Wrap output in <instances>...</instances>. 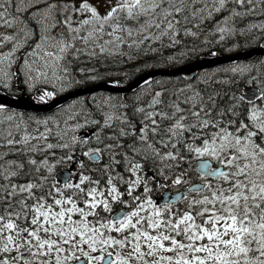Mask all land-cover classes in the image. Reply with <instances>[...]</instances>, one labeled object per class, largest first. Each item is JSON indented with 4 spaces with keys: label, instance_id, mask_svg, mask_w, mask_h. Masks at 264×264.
Listing matches in <instances>:
<instances>
[{
    "label": "snow or ice",
    "instance_id": "1",
    "mask_svg": "<svg viewBox=\"0 0 264 264\" xmlns=\"http://www.w3.org/2000/svg\"><path fill=\"white\" fill-rule=\"evenodd\" d=\"M233 2L240 9L233 7L224 20L251 13L260 6V0ZM226 3L218 0L213 10ZM245 3L250 6L244 8ZM12 4L13 0H0V25L16 24L18 17L11 14ZM183 8L182 4L166 5L165 0H109L101 14L88 0H79V6L71 0H50L42 10V34L20 62L24 83L34 100L43 102L55 92L47 87L41 91L36 87L38 82L56 84L58 91H64L95 80L94 76L80 80L66 67L57 75L59 61L73 48L74 57L81 51L95 56L97 49L100 54L114 53L124 43L131 47L145 38L151 42L170 34L175 42L179 18L174 14ZM73 13L77 14L75 21ZM141 16L147 19L135 29L121 22L138 21ZM161 24L163 31L153 34L152 26L160 28ZM257 27L264 28V24ZM53 28L55 34H49ZM23 31L19 38L12 33L3 34L0 40V44L14 41L10 49L0 53L2 88L11 87L10 65L17 61L16 53L27 38L34 35L26 26ZM137 31L145 33L139 41L122 36ZM105 35L109 38L104 39ZM76 41L84 48L76 47ZM46 44L57 50L49 51ZM109 44L114 46L109 48ZM41 49L52 59L45 60L43 69H33L34 61L29 57L39 56ZM50 63L51 79L47 68ZM261 67L264 58L226 68L231 76L218 78L220 82L245 85L230 94L218 91L205 96L188 84L176 90V101L169 96L165 103L164 89L157 87L154 93H147L151 96L147 105L137 104L133 110L140 117L139 126L127 113L117 111L127 105L112 94H101L103 105L97 102V107L106 109L102 120L89 117L68 124L65 118L64 128L73 131L90 123L99 124L90 136L59 131V121L53 117L34 118L37 126L56 124L55 135L61 141L57 144L48 142L53 129L47 126L29 131L23 119L5 123L16 118V111L0 118V145H21L0 151V158L9 152L25 157L0 163V264H264ZM253 70L257 75H252ZM152 82V77L141 80V94ZM185 90L191 93L184 99L188 108L180 107L178 102ZM225 95L230 103L221 102ZM91 99L97 101V93ZM118 99L121 102L115 103ZM6 110V105L0 103V113ZM108 128L112 130L106 131ZM33 140L36 143H31ZM41 143L43 147L38 146ZM92 143L98 146L85 147ZM77 147L88 161L99 166L93 168L80 159ZM52 148L59 151L48 152L40 160L28 155ZM104 157L107 160L101 163ZM59 165L64 167L57 171ZM170 188L175 191H167ZM154 192L159 193L155 198ZM149 256L155 259H147Z\"/></svg>",
    "mask_w": 264,
    "mask_h": 264
},
{
    "label": "trees",
    "instance_id": "2",
    "mask_svg": "<svg viewBox=\"0 0 264 264\" xmlns=\"http://www.w3.org/2000/svg\"><path fill=\"white\" fill-rule=\"evenodd\" d=\"M217 2L218 0H172L171 3L173 5L179 6L182 4L184 6L183 11L181 13L174 14L177 15L179 18V23L175 25V27L179 29V31H177L176 36L174 38L175 42H173L170 34L162 36L160 39L151 42H149L148 38H145L143 39V43H142L143 47L139 51L137 50L135 53H133L131 50L130 53L131 55H133L131 59L126 60L125 64L123 63L118 64L116 60L114 66L109 67V68H113L111 71L108 70L102 71L95 80H106V81L116 80L120 82L118 84H123L146 69H151L155 67H167L171 64L173 65L176 61L180 60L182 57L185 58L186 61H189L196 58L202 53H207L212 55L213 51H215V53L231 52L236 50L248 49L258 45L261 39L264 38V28L257 27V25L264 24V11L261 10L262 8H264V0H260V6L255 8L251 13L245 14L243 16L229 17L227 20H224L223 18L231 12L232 8L236 7L239 10L240 6L234 4L233 0H227V3L223 7L214 11L213 9L216 8ZM252 3H257V0H252ZM249 6L250 5L247 3L243 5L244 8H247ZM197 9H199V11H197ZM194 12L195 15H193ZM153 15H155V13H153ZM146 19L147 17L141 16L138 21L123 20L122 23H127L131 25L133 29H135L138 24L143 23ZM157 22H159V18ZM164 23H167V19L164 20ZM249 24L253 25L251 29L247 27V25ZM221 28H226L229 31L222 33L220 31ZM186 29H190V31L186 32L185 31ZM232 29H234V31H231ZM241 29H243V32L240 31ZM159 30L163 31V24H161ZM142 33L143 32L137 31L134 32L132 36H127L126 34H122V36L125 40L128 39L133 40L135 37H137ZM193 33H195V35H193ZM143 36H145V33ZM218 37L220 38L218 39ZM252 37H256V39L253 40ZM119 48L120 51L121 45ZM185 52L187 53V55L184 54ZM116 55H114L113 58H115ZM169 57H172V59H169ZM261 58L264 57H260V59ZM257 60L259 59L255 57L247 61L240 60V61H235L232 63H227L215 67L206 68L204 70H200L197 75L204 76L203 82L199 83L197 80H195L196 78L191 79V81L186 79V81L189 82L183 85L190 84L192 85L193 89L201 91L205 96L211 95L212 93L218 91L221 93H229V94L232 91H239L240 88H242L244 85L243 82H241L240 85L229 86L227 83L220 82L218 78L224 77L225 75L231 76V73L225 72V69L230 68L233 64L240 62L257 61ZM94 62L101 63L103 61L95 60ZM260 72L264 73V67H261ZM252 75L254 76L257 75L255 70H253ZM88 76L89 74L86 75V77ZM168 78L170 77L153 76L152 77L153 82L150 83L146 89H144L145 94H141V88L143 87L141 83L131 91L127 92L126 94L112 93L105 90H98L94 92L97 93V101L91 99V96L93 94L92 93L87 98L84 96L77 97L75 103L79 102L78 106L75 104L74 106H71L66 109L61 108V106H59L55 110L45 114H39L33 111L18 110L6 106L7 110L3 113H0V118L8 116L12 111H16L17 113L16 118L12 121H5V123H15L16 120L23 119L27 121L29 131H32L34 128H36L37 130H42L43 127L47 126L53 129L52 134L48 137V142L52 144H57L60 143L61 141L57 140L55 135V132L57 130L56 124L52 122L49 123L48 125L37 126L34 118H40L41 120H43L46 117H53L54 120L59 121L60 124L59 131L66 130L69 135L75 134V135L85 136L86 134L81 133V131H86L88 130L89 127H94L96 129L100 127V125L90 123L82 127H79L73 131L71 129L64 128L65 118H68L67 119L68 124L81 123L85 118H89V117L93 120H102L104 111L106 109L105 107H97V102H99L100 105H103V98L101 94H112L114 96L121 97L123 102L126 103L127 105L126 107L120 108L117 111L120 113H127L129 118L135 120L137 126H139L140 117L135 115L132 109L135 108L137 104L147 105L149 103L151 96L147 93L149 92L154 93L156 88L159 87L164 89L163 99L165 103H167L169 96H171L173 101L177 100L176 90L181 89L183 85L180 88H175L174 86L175 83L173 82L170 83V80H168ZM172 78H179L180 80L183 81L185 80L182 76L172 77ZM190 94H191L190 91L187 90L183 91L182 93H180L179 101L185 99V97L189 96ZM81 98H84L82 100V103H81ZM120 102L121 100L119 99L115 101V103H120ZM221 102L230 103V101H228L227 95L223 96V100ZM179 104L180 107L182 108L189 107V105L183 106L182 102H179ZM157 107H161V106L157 105ZM85 109H87V111H85ZM168 110L171 111V109ZM105 130L111 131L112 129L108 128ZM92 133H89L88 136H90ZM16 138L19 139L18 133L16 134ZM108 142L109 141H105V143ZM31 143H36V141L33 140ZM38 146L43 147V144L41 143ZM97 146L98 145L94 143L85 145V147H97ZM7 147H21V145H11V146L0 145V151H3ZM58 151L59 149L52 148L44 153L33 154L29 152L28 155H35L37 157L36 159L40 160L44 155H48V152H58ZM76 152L80 153L82 160L86 161V157L82 155V149L80 147H77ZM9 159L24 160L25 157L23 154L9 152L6 156L0 158V163H3L4 161ZM106 160L107 157H104L101 163L106 162ZM87 164H90L91 167L93 168H97L99 166L96 162H91V161H89ZM62 167L64 166L59 165L57 167V170ZM149 167H151V165H149ZM43 174H44L43 172L40 173V175ZM93 175H96V173H93Z\"/></svg>",
    "mask_w": 264,
    "mask_h": 264
},
{
    "label": "rangeland",
    "instance_id": "3",
    "mask_svg": "<svg viewBox=\"0 0 264 264\" xmlns=\"http://www.w3.org/2000/svg\"><path fill=\"white\" fill-rule=\"evenodd\" d=\"M88 2L90 4H92L93 6H95L101 14H103L106 11L107 7L109 6V0H88ZM171 2H172V0H165L166 5L168 3H171ZM71 3L76 5V6H79L78 0H74V2H71ZM85 14L87 15L88 13H85ZM76 15H77L76 13H73L74 21H75ZM122 21H123V19H122ZM43 24H44V20L40 21V19H39L38 20V26L41 29L40 35L42 34ZM150 30L153 32V34L160 31L159 28H156V27H152ZM54 33L55 32H53L51 29V32L49 34L54 35ZM143 35H144V32L142 34L138 35L137 37H135L133 40L139 41ZM108 38L109 37H107V35H105L104 39H108ZM89 42H91V41H89ZM142 43H143V40L138 45L134 44L131 47H129V45L127 43H124L121 45V50L114 52V53L105 52L103 54H100L98 49H97L96 50L97 54L95 56H89L86 52L81 51L79 56L74 57L72 55V52L75 51L76 49L75 48L70 49L68 51V53L59 61L60 68L57 70V75H59L62 72L63 68L66 67L69 69V72L71 73L72 76H74L80 80H84L86 78L87 74H89L88 77H93V76L97 77L100 75V73L102 71H106V70L111 71L113 68H109V67L114 66V63L116 60H117L118 64H121V63L125 64L126 60L131 59L133 56L130 53L131 50L133 53H135L137 50L139 51L143 47ZM113 46H114L113 44L108 45L109 48H112ZM76 47L83 49L84 44L80 41H76ZM8 49L9 48L0 49V53H3L4 51H6ZM56 50L57 49H55V48L54 49L49 48V51H56ZM20 51L21 50L17 51V53H16V55H18L17 61L10 65V70L13 68V66H15V68H20V62L23 61V59H24L23 53L19 57ZM90 51H91V49H90ZM40 52H41V55L43 58H41V55L38 56V58L41 59L40 60L41 62H37L38 65H35V66L32 65L33 69H35V68L43 69L45 67V60H51L52 59L51 57L44 56L43 50H40ZM114 55H116L115 58H113ZM29 59H30V57H29ZM95 60L103 61V62H101L102 64L96 63V62H94ZM31 61H32V59H31ZM185 61H186L185 58L182 57L180 60L176 61L173 65H176V64H179V63H182ZM52 67H53V65L51 63L47 65L49 79L52 78ZM80 69H84V71H79ZM118 73H120V72H118ZM31 74L34 75V72ZM198 77H201V79L199 81L197 79ZM198 77L196 76L195 77L196 79L195 78L194 79L197 80L199 83L204 81L203 80L204 76H198ZM168 80H170V83H172V82L175 83V85H174L175 88H180L183 84H186L187 82H189L186 80L183 81V80H180L179 78H172V77L168 78ZM96 81H98V80H95V81L94 80H88L87 84L93 83ZM10 83L12 84L13 81H10ZM37 84H41L43 86H46V87H48V90L53 91L55 93L63 92V91L57 90L56 84H48V83H44V82H38ZM70 89H72V88H69L67 90H70ZM64 91H66V90H64ZM76 100H77V98L74 99L73 101H70V102L62 105L61 108L66 109L65 105H67L68 106L67 108H69V107L73 106V104L74 105L76 104L78 106L79 102L75 103ZM179 102H182L183 106L188 105V104L184 103V99L179 101ZM89 128H91V127H89ZM35 158H37V157L35 156ZM37 160H39V159H37Z\"/></svg>",
    "mask_w": 264,
    "mask_h": 264
},
{
    "label": "water",
    "instance_id": "4",
    "mask_svg": "<svg viewBox=\"0 0 264 264\" xmlns=\"http://www.w3.org/2000/svg\"><path fill=\"white\" fill-rule=\"evenodd\" d=\"M262 41H264V38H262L259 45L249 49L236 50L231 52H219L216 53V55L205 54L191 63L177 67V69L175 70L156 68L148 69L134 76L122 85H113L109 84L106 81H99L91 85L75 88V90L67 93L66 95H57L51 98L50 100L44 102H34L29 97H25L24 99H22L20 97L11 96L0 89V103H3L8 107H12L19 110L49 112L55 109L58 105H60L64 101L65 97L68 98L76 94L90 93L98 89H104L110 92L125 94L137 87L140 84L141 80H144L147 77H152L155 74L185 73V76L187 78H193L201 69L206 67L229 63L235 60H245L256 55H264V43H262ZM89 132H93V130L89 129Z\"/></svg>",
    "mask_w": 264,
    "mask_h": 264
},
{
    "label": "flooded vegetation",
    "instance_id": "5",
    "mask_svg": "<svg viewBox=\"0 0 264 264\" xmlns=\"http://www.w3.org/2000/svg\"><path fill=\"white\" fill-rule=\"evenodd\" d=\"M49 2H50V0H13V4H12V8H11V14L13 16L18 17V20H17L15 25H0V40L3 39V34L15 33L17 35V38L23 36L24 35L23 30H24L25 26L27 27L28 31H30L31 33L34 34V35H30L27 38L26 43L19 49V50H21L19 52V57L21 56L22 53L27 51V49L29 47H31L36 42L37 39H39L41 29L38 26V20L39 19H40V21L43 20L42 19V10L45 8L46 4ZM71 2H74V0H71ZM17 4H19V11H17ZM37 10H41V11L39 13H37L36 15H32V13L37 12ZM57 19H59V16H57ZM48 23H51V21H48ZM52 31L55 32L56 29L53 28ZM65 36H67L66 31H65ZM13 43H14V41H5L4 43L0 44V49H4V48L10 49ZM50 43H54V41H52ZM45 47L51 48L47 44L45 45ZM51 49H54V48H51ZM38 51L41 55L40 50H38ZM16 56H18V55H16ZM41 57H42V55H41ZM257 58L260 59L259 57H257ZM31 59H32V61H34L33 66L38 65L37 62H41L40 61L41 59H39L38 56L30 57V60ZM251 59H253V58H251ZM11 72L13 73V76L11 79V81H13V83L12 84L10 83L11 87L10 88L0 87V88L4 89L7 93H9L13 96L20 97V98L27 96V97L31 98L32 100H34L33 93L28 90V88L26 87V85L24 83V76H23V74H21L20 68H15V66H13V68L11 69ZM244 86L245 85H243V87ZM36 87L41 90L43 88V85L36 84ZM79 158L82 159L81 156H79ZM88 162L89 161L87 160V157H86V163H88ZM194 167H195V164H194ZM75 179H78V177H75ZM167 191L174 192L175 189L170 188ZM158 195H159L158 192L153 193L154 198ZM179 206L183 207V205H179ZM90 218L91 217H89V219ZM177 238L179 239L180 237H177ZM126 252H127V249H125V253ZM165 254H171V253H165ZM147 259L153 260V259H155V257L149 256V257H147Z\"/></svg>",
    "mask_w": 264,
    "mask_h": 264
},
{
    "label": "bare ground",
    "instance_id": "6",
    "mask_svg": "<svg viewBox=\"0 0 264 264\" xmlns=\"http://www.w3.org/2000/svg\"><path fill=\"white\" fill-rule=\"evenodd\" d=\"M35 11V10H34ZM205 54H207V53H202V54H200L199 56H197L196 58H194V59H192V60H189V61H185V62H182V63H179V64H176V65H170V66H167V67H155L156 69H173V70H175V69H177V67H180V66H182V65H185V64H188V63H191V62H193V61H195L196 59H198L199 57H201V56H203V55H205ZM261 57H264V55L263 56H261ZM211 67H215V66H211ZM206 68H210V67H206ZM206 68H203V69H201V70H204V69H206ZM151 69H154V68H151ZM146 70H148V69H146ZM145 71V70H144ZM143 72V71H142ZM154 76H168V77H180V76H182L185 80L186 79H188V80H191V79H194L195 78V76L193 77V78H187L186 76H185V73H168V74H155ZM198 76V75H197ZM153 77V76H152ZM99 81H104V80H98V81H96V82H99ZM96 82H93V83H88V84H82V85H78V86H76V87H74V88H72V89H70V90H66V91H63V92H60V93H55V95L54 96H57V95H66L67 93H69V92H71V91H73V90H75V88H78V87H82V86H86V85H91V84H94V83H96ZM178 82V81H177ZM43 88H44V86H43ZM48 88V87H47ZM98 90H104V89H98ZM98 90H95V91H93V92H90V93H82V94H76V95H73V96H71V97H65L64 98V101L60 104V105H58L56 108H58L59 106H62V105H64V104H66V103H68V102H70V101H73L74 99H76L77 97H80V96H84V97H88L89 95H91L92 93H94V92H96V91H98ZM105 91H107V90H105ZM108 92H110V91H108ZM112 93H115V92H112ZM120 94H122V93H120ZM126 94V93H125ZM90 98V97H89ZM131 99V98H130ZM125 100V99H124ZM128 101H130V100H128ZM127 101V102H128ZM129 103V102H128ZM131 106H132V104H131ZM55 108V109H56ZM55 109H53V110H55ZM134 109V108H133ZM133 109H132V111H133ZM53 110H51V111H53ZM131 110V109H130ZM51 111H49V112H51ZM131 111V112H132ZM33 112H35V111H33ZM35 113H39V114H45V113H48V112H35ZM134 117V116H133ZM136 117V116H135ZM137 118V117H136ZM89 129H92L93 131L95 130V128L94 127H91V128H89Z\"/></svg>",
    "mask_w": 264,
    "mask_h": 264
}]
</instances>
